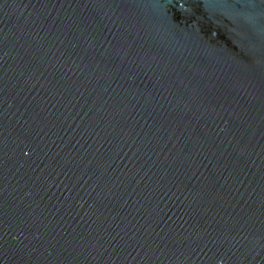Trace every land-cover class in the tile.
<instances>
[{"label": "water", "instance_id": "1", "mask_svg": "<svg viewBox=\"0 0 264 264\" xmlns=\"http://www.w3.org/2000/svg\"><path fill=\"white\" fill-rule=\"evenodd\" d=\"M0 264H264V0H0Z\"/></svg>", "mask_w": 264, "mask_h": 264}]
</instances>
